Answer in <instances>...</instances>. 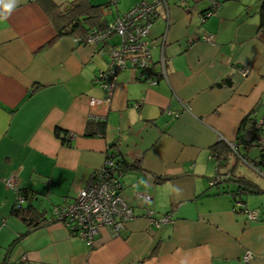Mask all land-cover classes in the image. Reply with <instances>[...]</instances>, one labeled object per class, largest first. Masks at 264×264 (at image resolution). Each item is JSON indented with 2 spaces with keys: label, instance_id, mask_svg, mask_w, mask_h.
Returning a JSON list of instances; mask_svg holds the SVG:
<instances>
[{
  "label": "crops",
  "instance_id": "obj_1",
  "mask_svg": "<svg viewBox=\"0 0 264 264\" xmlns=\"http://www.w3.org/2000/svg\"><path fill=\"white\" fill-rule=\"evenodd\" d=\"M220 1L218 12L201 22L203 0L187 6L166 0L149 34L165 41L166 79L151 84L134 70L120 71L109 104L94 82L108 57L100 46L76 43V36L56 38L47 0H19L0 20V264H264V167L252 162L261 149L243 150L249 162L232 154L220 169L212 158L218 142L236 144L246 116L260 122L264 138L260 1ZM151 55L154 65L159 47ZM240 69L248 70L246 77ZM89 116L103 118L102 135H84ZM57 128L71 135L69 144L55 136ZM115 150L139 166L120 177L121 195L138 218L118 236L102 228L88 247L58 222L26 233L12 215L16 193L5 185L10 176L50 217L74 200ZM230 170L255 191L234 197L236 184L227 178L210 186L217 173ZM164 177L171 179L157 180ZM235 202L257 219L249 220ZM147 208L170 214L173 223L151 226L142 217ZM246 253L253 259L244 261Z\"/></svg>",
  "mask_w": 264,
  "mask_h": 264
},
{
  "label": "built area",
  "instance_id": "obj_2",
  "mask_svg": "<svg viewBox=\"0 0 264 264\" xmlns=\"http://www.w3.org/2000/svg\"><path fill=\"white\" fill-rule=\"evenodd\" d=\"M107 5H117L118 0H105ZM213 11L206 15V19L213 16L220 9L219 5L209 1ZM160 8L167 9L165 0L142 1L121 15H117L107 23L102 30L93 29L83 38H75L74 41L81 45L92 47L100 46L101 55H106L108 61L105 69L99 71L94 78L105 94L104 103L109 104L116 84L118 72L123 70H134L138 72L140 78L155 84L159 79H166V60L163 52L165 41L152 40L149 38L152 22L157 18ZM207 43L212 42V36H200L196 33V38ZM196 40V39H194ZM193 40H190L191 44ZM105 45L102 49L101 46ZM155 47L160 49V57L153 65L151 51ZM155 72L157 78H151L149 73ZM240 74L246 77L248 70L240 69ZM145 80V79H144ZM95 99L89 100L90 106H95ZM88 120L103 121V118L89 116ZM257 122V127H260ZM71 135H69V140ZM253 146L264 149V138L258 136ZM255 144H258L256 146ZM235 153V145H228ZM215 159V156H212ZM242 160V159H241ZM254 171V168L251 167ZM122 174L116 169L114 159L106 157L104 165L95 171L90 177L87 185L81 189L74 200L60 207L54 208V216L58 223L62 224L71 235L81 239L88 247H91L95 237L102 228L109 229L114 236H118L125 231L128 223L137 219L133 208L121 195L122 185L120 177ZM223 176L216 175L210 181V186L220 184ZM7 188L16 193V202L24 203V199L18 192L15 176H10L5 180ZM144 203H148L151 198L149 195L143 196ZM235 206L247 216L249 220H256L257 214L246 209L243 203L235 202ZM142 217L146 218L149 224L159 228L173 223L170 214L157 216L152 209H145ZM252 253L243 256L244 261L253 259Z\"/></svg>",
  "mask_w": 264,
  "mask_h": 264
},
{
  "label": "trees",
  "instance_id": "obj_3",
  "mask_svg": "<svg viewBox=\"0 0 264 264\" xmlns=\"http://www.w3.org/2000/svg\"><path fill=\"white\" fill-rule=\"evenodd\" d=\"M40 1L41 0H37ZM147 1V0H143ZM166 1V0H165ZM183 1L185 6L188 5L190 0H180ZM206 4L205 9L200 12L201 22L206 20V15L211 13L213 7L210 6V0H203ZM221 7L222 2L220 0H211ZM39 2V3H40ZM43 2V1H42ZM42 4V3H41ZM139 4V3H138ZM137 5V4H136ZM109 6L106 4L103 5H92L89 0H74L72 2L64 3V4H56L51 0H47V5L44 6V9L48 12L52 23L57 27V37L69 35L76 36L79 38L85 37L91 30L98 29L102 30L107 25V18H105V10H107ZM258 29H257V38L259 42L264 46V0H260L259 8H258ZM102 49L105 45L101 46ZM101 49V48H100ZM151 78H157L155 72L149 73ZM138 80H146V78L142 79L137 75ZM159 80V78L157 79ZM149 82V81H148ZM39 87V86H38ZM104 129L103 121H95L88 120L85 129V136L96 137L98 135H102ZM261 127H257V121L251 116H246L240 123V127L238 130V135L236 139V156L239 159H242L246 162H249V159H246L245 154L239 155L237 150H247L252 147L254 144V140L261 136ZM55 136L61 140L63 144H69V134L68 132H62L60 129L55 130ZM258 146V144H255ZM110 149H115V143L110 144ZM213 154L215 155V159L217 161L218 169L224 167L229 163L230 159L234 154L229 148L228 144L225 142H218L212 148ZM262 156L257 160H253V163H256L259 169L264 167V149L261 150ZM235 155V154H234ZM110 158L114 159L116 169L122 175L125 171L128 170H139V166L136 164H130L126 162L121 155L115 151H112L111 154L108 155ZM233 170H235L233 168ZM233 170H230V173H224L223 179L227 178L228 181L234 182L236 185L235 190L230 191V194L234 197H241L242 195L255 191V187L253 184L245 180L243 177H238L233 173ZM218 174V173H217ZM219 175V174H218ZM215 178V177H214ZM212 178V179H214ZM162 182L163 178H157ZM224 183V181L222 182ZM234 189V188H233ZM20 196L24 199L23 204H19L15 200L14 208L12 211V215L17 218L22 224H24L27 228L26 233H30L35 231L36 229H40L52 223H57V217L54 216L53 212L50 217L46 216V212L43 210H39L34 207L30 201L32 200V195L28 196L27 192L18 189ZM236 201V198H234Z\"/></svg>",
  "mask_w": 264,
  "mask_h": 264
},
{
  "label": "rangeland",
  "instance_id": "obj_4",
  "mask_svg": "<svg viewBox=\"0 0 264 264\" xmlns=\"http://www.w3.org/2000/svg\"><path fill=\"white\" fill-rule=\"evenodd\" d=\"M142 1L143 0H118L117 1V5H116V8L113 5L111 7H108L107 8V11H106L107 12V18L110 20L111 18L116 17L119 13H123L125 11H128L129 9H131L136 4H138V3L142 2ZM91 2H92V4H100V5L106 4V1L105 0H91ZM258 7L259 6H257V9H258ZM161 9H163V8H160L159 10H161ZM158 16H159V11H158ZM237 152L239 153V155H242L243 156V150L242 149L237 150ZM253 154H254V152L251 151L250 154H249V156H251ZM245 167L242 166V172H243V174H246L248 172L247 170L244 169ZM249 168L251 169V167H249Z\"/></svg>",
  "mask_w": 264,
  "mask_h": 264
},
{
  "label": "clouds",
  "instance_id": "obj_5",
  "mask_svg": "<svg viewBox=\"0 0 264 264\" xmlns=\"http://www.w3.org/2000/svg\"><path fill=\"white\" fill-rule=\"evenodd\" d=\"M19 0H0V20H4L16 7Z\"/></svg>",
  "mask_w": 264,
  "mask_h": 264
},
{
  "label": "water",
  "instance_id": "obj_6",
  "mask_svg": "<svg viewBox=\"0 0 264 264\" xmlns=\"http://www.w3.org/2000/svg\"><path fill=\"white\" fill-rule=\"evenodd\" d=\"M227 84H230V83H227ZM221 85H217V87H220ZM258 109H259V107H257L256 108V111H258ZM171 179V177H164L163 178V181H168V180H170Z\"/></svg>",
  "mask_w": 264,
  "mask_h": 264
}]
</instances>
